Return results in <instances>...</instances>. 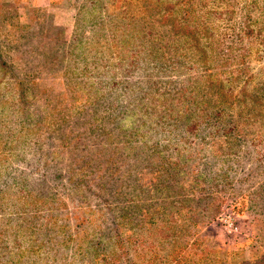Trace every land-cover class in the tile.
<instances>
[{"label": "rangeland", "instance_id": "1", "mask_svg": "<svg viewBox=\"0 0 264 264\" xmlns=\"http://www.w3.org/2000/svg\"><path fill=\"white\" fill-rule=\"evenodd\" d=\"M43 1H0V264L264 257V0Z\"/></svg>", "mask_w": 264, "mask_h": 264}, {"label": "trees", "instance_id": "2", "mask_svg": "<svg viewBox=\"0 0 264 264\" xmlns=\"http://www.w3.org/2000/svg\"><path fill=\"white\" fill-rule=\"evenodd\" d=\"M4 1L5 3H10V2L12 3L14 0H4ZM24 3L28 8H41V7L32 6L29 0H24ZM240 264H264V257H261L260 260L256 262H242Z\"/></svg>", "mask_w": 264, "mask_h": 264}, {"label": "crops", "instance_id": "3", "mask_svg": "<svg viewBox=\"0 0 264 264\" xmlns=\"http://www.w3.org/2000/svg\"><path fill=\"white\" fill-rule=\"evenodd\" d=\"M32 6L36 7H45L47 4H44L43 0H29Z\"/></svg>", "mask_w": 264, "mask_h": 264}, {"label": "built area", "instance_id": "4", "mask_svg": "<svg viewBox=\"0 0 264 264\" xmlns=\"http://www.w3.org/2000/svg\"><path fill=\"white\" fill-rule=\"evenodd\" d=\"M228 227H229L228 228L229 231L232 230V229L235 230V228H231L232 227V224H230V223L228 224Z\"/></svg>", "mask_w": 264, "mask_h": 264}]
</instances>
